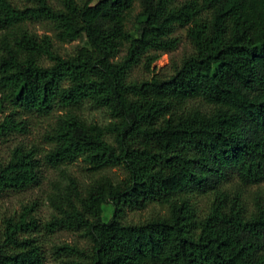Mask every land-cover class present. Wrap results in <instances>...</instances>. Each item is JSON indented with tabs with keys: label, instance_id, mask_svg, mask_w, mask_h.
Wrapping results in <instances>:
<instances>
[{
	"label": "trees",
	"instance_id": "obj_1",
	"mask_svg": "<svg viewBox=\"0 0 264 264\" xmlns=\"http://www.w3.org/2000/svg\"><path fill=\"white\" fill-rule=\"evenodd\" d=\"M17 1L0 0V104L59 111L47 164L83 159L91 171L123 166L127 176L84 187L70 177L49 197L53 212L43 222L36 202L6 214L0 264H45L39 235L57 230L87 240L55 245L59 264H264V191L251 190L264 182V0ZM39 20L60 40L86 35L90 46L62 55L51 35L26 27ZM178 28L193 52L168 76L130 80L144 59L149 66L178 46ZM87 103L111 120L87 119ZM21 122L7 115L0 137ZM38 154L23 144L11 151L0 164V195L39 182ZM208 193L204 212L195 197ZM104 204L114 207L108 221ZM152 206L142 220L129 217Z\"/></svg>",
	"mask_w": 264,
	"mask_h": 264
},
{
	"label": "rangeland",
	"instance_id": "obj_2",
	"mask_svg": "<svg viewBox=\"0 0 264 264\" xmlns=\"http://www.w3.org/2000/svg\"><path fill=\"white\" fill-rule=\"evenodd\" d=\"M57 7H62L61 0H50ZM84 2L85 0H78ZM96 1V0H93ZM18 4L24 2L18 0ZM141 11L139 1L135 2L133 11L129 15L127 28L132 34L137 33L136 16ZM26 27L38 35L49 34L53 37L57 50L62 55L73 54L81 46H90L86 35L73 41H63L57 38L55 29L52 24L46 20L28 21ZM175 36L180 39L178 46L174 50L161 51L159 57L147 66L144 61L133 67L129 73L130 80L150 79L154 75L168 76L172 74L175 67L180 65L182 60L194 50L190 40L187 38V29L178 28L175 31ZM127 45L123 47L118 58H121L126 53ZM45 63H50L48 59H44ZM2 94L0 92V98ZM15 109L18 110L15 112ZM82 113L90 121H96L104 124L111 120L110 114L104 108L94 107L91 104H85L82 107ZM14 112V115L23 123V128L12 132L6 136L0 137V164L7 161L11 151L19 144L27 147H35L41 159V167L39 171V182L32 187L21 191H8L0 195V226L2 218L6 214H10L19 210L24 203L36 202V211L40 220L46 221L50 218L53 212V207L49 202V197L64 189L69 182L70 177H74L79 184L87 186L94 179L101 176H109L114 181H120L127 176V172L123 166L109 167L100 171H91L88 165L79 159L78 161L60 166H53L44 162V155L50 149L51 144L48 141V133L54 124L59 111H55L49 115L39 113L25 112L20 108H16L10 103L2 102L0 104V122L5 117ZM252 191H264V182L253 186ZM198 207L206 212L212 200L211 194H201L195 197ZM151 208H147L137 212H130L129 217L138 221L146 218L150 213ZM114 213V207L111 204L103 205V218L108 221ZM41 242L45 252V264H59L58 258L52 253V248L61 243H77L82 246L87 245V240L80 234L70 230H57L47 235L40 234Z\"/></svg>",
	"mask_w": 264,
	"mask_h": 264
}]
</instances>
